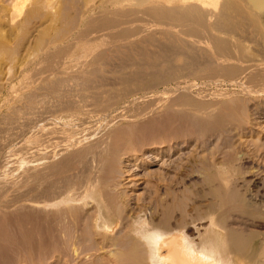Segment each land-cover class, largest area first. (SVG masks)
<instances>
[{
    "label": "rangeland",
    "instance_id": "obj_1",
    "mask_svg": "<svg viewBox=\"0 0 264 264\" xmlns=\"http://www.w3.org/2000/svg\"><path fill=\"white\" fill-rule=\"evenodd\" d=\"M2 1L3 2H1V0H0V4L2 3L1 7L4 4L3 7H5L7 5V9L9 8L8 10H10V11H8L6 8H3L4 10H7V11H5L7 14L5 12H3V13H5L4 15H6V16H3V15L0 16L1 17L0 18V24L1 25L3 24L2 27L0 25V28H1L0 30L4 31V35L2 33L3 31L2 32L0 31L1 32L0 33V36H1L0 37V45L2 44V46H3V44H4V46H5V47L3 46L4 51L2 49V46H0V142L3 143V144L0 143V147L2 149L1 144L5 145L4 142L6 141L7 147L6 148L3 147V150L5 149L4 151L7 152V154L10 155L11 158L13 157L12 159L10 158L11 160H9L7 162L8 163L6 165L7 167L4 166L5 170H3L4 167H3V169H1L3 175H4V173L7 174V172L9 171L7 174V177H6V175H4V176L1 175V176L3 178L5 177L6 179H8L12 182L14 181V183H15L14 184L15 186H13L14 188H12L11 191H9V194H11V195H9L8 197L11 198L13 195H15L17 193L19 194L20 191L23 192L22 190L26 189L27 186H29V188L30 187L34 188V185L36 187V185L39 184V182L36 183L37 180L31 181V183L29 182V183H27V185L25 184L26 186L23 185L22 186L23 189H22L21 184H20V183H22V181L19 182V180H21V178L23 179V177H22L23 173L19 172V171L24 172L25 170H23V169L32 167L31 165L33 163H34L33 166L34 165L37 166L38 164L42 165L45 162H47V159L45 157H43V155L47 156L50 154L49 151H47V150L50 149V152L52 153L53 151L57 150V147L59 149L64 147V146H68V148H70V147L76 148L77 143H79L77 145V148H78V146H80L81 144L84 145V143L85 144L88 143L87 145H90L91 143L94 144L97 141H98V143L100 142L99 145L98 144L92 145V146H95L93 148L91 146V148L96 149L95 151H97V152H95L94 150L92 151L91 148H89L88 149L89 151L87 150L89 155L86 153L85 155L82 156L83 158L82 157L79 158L80 160L81 159L83 161L85 160L84 162L82 160H81L82 161L81 162L79 159L71 158L72 157L71 156V157H69V159L71 158L73 161L75 160L76 163L74 161L72 164L71 163L72 160L70 159L71 161L69 160V162L71 163L72 167H71V165L68 166L70 164L69 163V164H67L66 167H61L59 169V171L56 172L54 175V178L57 179V182H58V180H61L60 183L58 182L59 187H61L60 185H62V183H61L62 179L61 178H63V180L65 181V179L66 178L68 179L69 176H71V175L74 177V178L68 179L70 184L69 183L68 184L63 183L61 188L65 189L64 185L66 188H68V186H70L68 192H71V195L76 197L77 200H75L76 201L75 203H78V205L80 207H83L84 211H83V209H81L83 212L82 214H84V212H86L84 215L81 216L80 219H82L81 225L84 226V222H85V226L84 227L82 226V227L84 229L85 234L88 233V235H85V236H87L86 239L90 238V236H91L90 239L93 238L91 240V243H90L92 245L89 246V247L92 246V248L90 251L83 252V253L81 251L75 252L74 253L75 255L73 254L74 258H73V255H71L69 260L68 259L66 260L64 258L59 259V260L56 259L55 261H53L52 263H49V264H75V263L76 264H108V263L109 264H113V263L114 264H132V263L125 261V260L123 262L116 261V259L113 256L108 254L107 250L109 248L107 247L108 246L107 244H109L111 242V240L115 238V235L116 236H119V235L123 236L125 231L135 232L133 229H139L141 227L142 223L137 222L136 219L138 216L143 217L144 215H146V217H147V215L152 216V218H154V221L152 220L153 221L152 224H155L159 227H162V226L164 228L165 227L166 228L167 227L172 228V226H173V228H176V227L180 228L181 227L185 230L186 233H188L192 236H195V238L194 237L193 238L196 240L197 239L199 240L200 233L203 232V229H204L203 227L209 223L211 217L224 218L223 220H225V221L223 222V220H222L220 224L222 226L227 225L226 226L227 227L226 233L225 234L219 233V236H217V241L220 242V244H223L226 241V239L229 238V234L234 233L237 235V237L244 236L246 238V241H247L246 242L247 248H248V246L250 247L249 249H247L249 251L246 250V254L248 252H250L247 254V257H244L239 252L229 253L230 255H228V257L230 260V264H255V263L256 264H258V263L264 264V60L262 61L263 57H262V59L260 57H257L258 59L260 58L261 61H260V59L256 60L257 59L256 58L254 60H248V61L244 62V63L255 64V66L257 65L256 68L254 67V69H252L250 71V73H249V74H251L250 78H249V76L244 75V73H241V74L237 73L238 76H236V75L231 76V79H229L230 76L226 78L227 75L225 73H221V72H220V74L222 76H219L220 74H218V76L216 77V73L215 74L212 73V71H210L209 68L201 69V71L195 70V72L191 73V70H188L187 68H185V66L182 64L183 62L180 59H175V61L172 62V66L174 63L173 67L175 68L176 67L175 65L178 64V66H181L179 68L180 69L182 68L181 69L182 72H180L181 70H179V72H178V70H176V74H178V75L175 74L174 77L173 76L171 77L173 79L175 78L174 81H173V79L171 80L170 77H169L170 80L168 81V79H164V80L161 78L158 79L159 76L153 75L154 73L149 68H147L148 63L153 62L154 59L150 56H147L146 54H147V52L154 50L156 47H154L155 45L152 46L150 43H146L147 44L146 46L144 44L143 47H141L142 46L141 45L140 49H139V50H141L140 53L143 52V55L141 54L142 57L144 56L143 58L141 56H139L140 57L139 58L136 54L135 55L136 59H135V57L131 56V55H134V53L129 55V56L124 55L123 58H120L121 59L120 62H119V60H120L119 58L113 59L111 57H109V58L107 57V62H108L107 64H106V60L104 62L105 64L102 63L103 65L102 64H98V65L95 64L97 70H98V66L101 65V66H99L100 70L97 71L99 74L96 73V71H94V72H92L93 74L92 73H90L91 75L89 74L90 76H92L91 79L88 78V76H89L88 75L86 79H84L85 77L82 78V79H84L83 81H81L82 79L79 80V78H77L78 81H81V83L83 82L85 84L82 85L81 83H79L78 81L75 80L76 78H73V79L71 78L68 82L64 81L65 82V83L63 82L64 85L62 83V85L59 86L60 83L53 84V83H50L51 80L46 83V82L41 80L43 77L46 76V74H48L50 72V70L47 72H44V73H42L43 71L40 72L42 69L44 70L43 67H45V66H42L43 63H41V61H38V60L31 63V61H33V59L32 60H29V59H31L33 57L26 55V53L29 54L32 51L31 50L32 48H30V47H32L31 42H33V41H31L30 44H26V46H25L26 48L23 46V44L27 39L26 36H28L32 31L35 30L33 28L41 27V25H43L45 29L47 28L46 29L47 33H46V38H45L46 41L56 39L71 24L73 26V24L75 25L78 22L79 16H77V15H79L80 11L82 10L83 0H82V2H81V0H50V2H49V0H46L48 3L46 1H45L46 3H44L43 2L44 0H38V2L40 1L39 3L37 2V0H2ZM43 3L45 4V6L43 5ZM51 4L57 8H54V7L49 8L48 6ZM37 5H39L38 7H40V8L36 7ZM76 5H77V7H76ZM15 6H17V7L15 8ZM46 6H47V8H46ZM1 7H0V11L3 10ZM45 8L48 10L46 11ZM60 10H61V12H60ZM124 10H125L124 12H127L126 7ZM44 11H46V12H44ZM49 11H50L52 16L49 14ZM57 11H58V13H57ZM62 11H63V13H62ZM124 12L120 13L121 14L119 16L120 18L122 17ZM130 12H128V14L127 13L124 14L126 16H123L124 18L131 16L130 18H125L128 21V23H130V21H131L130 24L127 23L128 25H134V24L136 25L137 23L138 24L146 23V24L150 25V24L158 23L157 20L154 19V17H152L150 19V17H151L150 15H147V14H144V13H141L138 11H135V12L133 11L136 14L135 15L134 13H132V11H130ZM3 13H1V14H3ZM45 13H48V14H45ZM143 14L147 18H145L143 16ZM46 15H48V17L50 16L49 17L50 19ZM53 15H55V16H53ZM56 16L59 19H57ZM132 16H134L136 19ZM138 16H139V18H138ZM140 16H142V17H140ZM43 17H44V19H43ZM51 17L52 18L55 17L56 19L55 18L51 19ZM131 18L134 20H132ZM143 18H144V21H143ZM121 19H123V18H121ZM139 19H142V20L140 21ZM40 21L41 22L43 21V22L41 23ZM49 21H50V23H49ZM69 22H70V24H69ZM9 23H10V26H9ZM47 25L49 27H47ZM11 26H12V28H16V29H12L13 32L10 29ZM48 28H49V30H48ZM59 32H61V33L59 34ZM23 34H24L25 40L23 39L24 38ZM6 37L8 40L6 39ZM165 37L166 36H164V37L160 36L158 38V40H161L162 42H164L165 40H167L166 39L167 37L166 38ZM18 46H19V48H18ZM16 47L18 49H16ZM148 48H150V49H148ZM1 49L3 51L2 54H1V52H2ZM143 49H144V51H143ZM13 50H15L16 52ZM24 51L25 52L27 51V52L25 53ZM199 53L200 52H198V57H196V58H198V61H197V59H195L196 62H199L203 59V58H201L202 54L200 53L201 54V56H200ZM11 56H12V58H11ZM66 56L67 57L70 56L71 58H68L69 61L67 60L68 61L67 63L61 62V67H58V69H57L58 72L60 71V69H65V71L71 72L72 70H74L76 68L78 69V67L81 66V62H80V66H79V61H73L74 59L77 58L76 54H75V57H72V56H74V54H69ZM67 57H65V58H67ZM130 57H132V58H130ZM16 58H17V60H16ZM70 59L72 61H70ZM12 60H13V62H12ZM19 61H20V63H19ZM131 61L133 63L138 61L137 63L139 65V67L134 66L133 63L131 64L130 63ZM109 62H111V63H109ZM62 63H63V65H62ZM115 63H117V64H115ZM59 64L60 63H58L53 68L54 70L51 69L53 71V73H56L55 71H57V70H55V69L57 66H59ZM127 64H131V66L127 65ZM179 64H181V65H179ZM14 65H16V66H14ZM72 65L74 66V69H73ZM118 65H120V67ZM129 66L131 67V69ZM258 66L262 69H260ZM92 67H93V65H92ZM125 67H129V68H125ZM134 67H135L136 72H138L137 73L138 76H140V77H138L139 79L138 78L134 79L135 77H133L134 75L136 76V74H135L136 72L134 73V71H133ZM101 68H102V70H101ZM116 68L118 70L120 69V71L122 73L120 71H118V73H117ZM124 69H125V71L128 69V73L124 72ZM175 69H177V68H175ZM206 70H208V71H206ZM44 71H46V70H44ZM63 71L64 70H62L61 75H64ZM257 71H259L261 74H263V76L261 75V77H260L259 72L256 73ZM123 72H124V74H123ZM129 72H131V73H129ZM183 72L186 73V76ZM204 72H205V74H203ZM206 72H208L209 75ZM60 73L61 72H59V75H60ZM139 73H140V75H139ZM151 73H153V74L151 75ZM180 73H183V74L181 75ZM187 74H189V75H187ZM212 74H214L213 77H212ZM252 74H256L255 76H257V78L255 76H253L255 80L253 79ZM121 75H123V78H122L123 80L121 79V77H122ZM180 75L181 76L184 75V77H181ZM239 75H241V76H239ZM108 76L110 79L108 78ZM128 76H129L130 80L127 79ZM178 76H180L181 78H185L184 81L180 77L178 79ZM233 77H235V78L233 79ZM236 77H238V78H236ZM240 77H242V78H240ZM6 78H8V79H6ZM124 78L127 80H124ZM87 79L91 80L92 83L90 81H88ZM74 80L76 82H74ZM120 80H121V82H120ZM175 80L177 83L175 82ZM177 80H179V81H177ZM185 80H186V83H184ZM178 82L180 84H178ZM43 83H44V85H43ZM73 83H74V86L71 85ZM77 83H79V84H77ZM187 83H189L188 87H185V86H187ZM47 84H48V86L50 84H53V85L48 87ZM177 84L180 85L181 87H183V85H184V87L181 88L180 86H177ZM191 84L193 85V87ZM40 85L43 86V88ZM93 85H94V87H92ZM175 85L178 88L175 89V87H174ZM39 87H41V88H39ZM61 88L62 89L65 88V90H67V91H65L64 89L62 90ZM189 88H192V90L190 91ZM29 89L32 90L31 92L35 94L34 95L35 96L34 101L36 102L35 104H30L28 99L25 98L26 93L28 91H30ZM53 89H55L56 92ZM170 89L173 90L174 98H176L174 100L178 101V102L175 101L176 103L175 102L172 103V106L170 105L171 107H169V104H171L170 99L165 96L166 95L165 93H163L164 91H168ZM179 90H181V91H179ZM185 91L186 92L188 91L187 93L191 94V95H188L187 93L183 94V92H185ZM60 92H61V94H59ZM195 92H196V94H194V96H193L192 94ZM55 93H56V95H55ZM78 93H80V95ZM161 93H163L162 98H160L162 96ZM180 93H181V95H180ZM36 94L39 96L41 95V97H42V94H45V95L47 94L48 96L46 95L45 96L46 98L42 97L44 100H46L45 102H47V103H45L44 100H41L42 98L40 97L41 98L40 99L39 96H37L38 98H36ZM62 94L65 96H62ZM58 95H60V96H58ZM89 95H93V96H91L92 98ZM183 95H184L183 99H185V102L182 101L183 99L181 98V96H183ZM195 95H196V97H195ZM213 95L214 96L217 95L216 97L218 99H216V97H213ZM83 96H84V98H83ZM187 96H188V98H187ZM94 97H96V98H94ZM155 97H157V98H155ZM212 97L215 99L213 100ZM135 98H137V99H135ZM138 98H140V99H138ZM178 98H180V99H178ZM67 99H69V100H67ZM233 99L236 102H233ZM40 100H41V102H43V104L40 102ZM61 100H63V102H61ZM65 100H66V102H69V101L71 102L73 100V102H71L72 104L70 103V105H71V107H72V105L74 106L73 108H74L76 115L78 117L74 114V111L72 110L71 107H70L71 109L68 107L67 110H65V107H64L63 108L64 110L61 109L62 111L59 109L60 103L64 104ZM133 100H134V102H132ZM153 100H154L155 104L152 103ZM180 100H181V102H180ZM222 100H223V102H226V100H228V103L230 105L228 106V103L226 102L227 105H225V106H227V107H225ZM77 101H80V102H77ZM90 101H91V103H90ZM148 101H151V103ZM229 101H231V103ZM37 102H38V104H40V106H38ZM75 102H77V103H75ZM103 102L105 103V106H104ZM51 103H53L55 105H59V106L55 107V105H54V107H53V104H52L53 109H51V108L46 109L47 112H45L46 110L44 111V109L47 108L48 105L51 107ZM134 103H136V104H134ZM177 103H179V104H177ZM45 104H48V105L45 106ZM76 104L78 106H76ZM107 104H109V105H107ZM126 104H127V106H126ZM25 105H27L29 107L27 108ZM79 105H81V106H79ZM84 105H85V107H84ZM44 106H45V108H44ZM231 106H234V107L231 109ZM228 107H230L231 111L232 110L233 111L232 112L229 111ZM238 107L240 109L242 108L243 112H245V113H241V111L239 110ZM20 108H22L23 110ZM41 108H43V109H41ZM117 108H120V109H117ZM143 108H144L143 111L145 113L144 114L145 117H144V115L141 116L140 118H139V116H137V117L130 116L132 114L139 113V110H141L140 112H142ZM208 108L210 111L208 110ZM234 108H235V112H234ZM237 108H238V110H237ZM33 109L34 110L36 109L35 112L38 114L41 111L39 116L35 112H34V114H33V112H31V111H34ZM55 109L57 111H55ZM76 109L78 110V112ZM79 109H81V110H79ZM150 109H152V110L150 111ZM244 109H245V111H244ZM49 110H50V112H53V111H54V113L56 112V114L52 113L49 115V113H50ZM58 110L60 112H58ZM117 110H119L117 113L120 112V114H116ZM145 110H147V111H145ZM226 110H228L231 113V115H229L230 113L227 112ZM13 111H15V112H13ZM27 111H29L28 116H26L27 114H25ZM72 111H73V113H72ZM206 111H208L210 113H207ZM219 111H220L221 115H220V113H218ZM222 111H224V113ZM225 111L227 112V114L229 113L228 114L229 117L226 116ZM18 112H21L22 114H20V113L18 114ZM57 112H58V114H57ZM30 113H32V114H30ZM59 113H61V114H59ZM234 113H235V115H234ZM47 114H48V116H47ZM223 114H225V117ZM236 114L242 115V116H244V118L242 116H237ZM34 115H36V116H34ZM73 115L75 117H73ZM117 115H118V117H117ZM196 115H198V116H196ZM203 115H204V117H203ZM209 116H211V117H209ZM219 116L220 117L222 116L224 119L227 118L226 120L229 122L226 121V123H225V120L223 122L222 117H221L220 120H221V122H223L222 124L220 123L221 128L219 127L220 129H218V127H217L215 129V127L219 125L218 124L219 120L216 119ZM232 116H233V119L235 121L233 119H231ZM234 117H237V120ZM39 118H40V120H39ZM193 118H194V120H193ZM195 118H197V119H195ZM228 118H230V120ZM242 118L245 120V122H243V120H241ZM198 119L200 120L199 122L203 121V122H201V125L199 124ZM214 119H216V121L218 120V123L215 122ZM238 119L240 122H237L235 124L230 123L231 121L236 122V121H238ZM58 120H59V122H58ZM164 120H166V121H164ZM207 120L209 123L210 122L216 123V125H215V123H213L214 124V127H213L214 130L212 129L211 123H210V127H211L210 133L207 130L208 129L207 127L209 126V123L207 124V122H206ZM204 121L206 123H204ZM43 122H45V123H43ZM73 122H74V125H73ZM83 122H85V123H83ZM224 123H225V125H223ZM241 123H243V124H241ZM42 124L43 125L45 124L44 125L45 127ZM205 124L207 127L205 126ZM222 125L224 127H222ZM228 125H229V128L226 127ZM240 125H241V128H240ZM234 127H236V128H234ZM121 128H122V130H121ZM205 128H207L206 129L207 131L205 130ZM224 128H226V129H224ZM227 128H228V131H227V135H226ZM232 128L235 130L232 131L233 130ZM230 129H232L231 130L232 132H229ZM165 131H167V132H165ZM218 131H219V133H218ZM42 132H44V133H42ZM104 132H105V134H104ZM116 132H118V133H116ZM159 132H161V133H159ZM163 132H165V133H163ZM199 132L201 135L198 134ZM206 132H207V134H206ZM208 133H209V135L212 136L211 139H210V136L208 135ZM221 133H222V135H221ZM204 134H206V136ZM80 135L82 137L84 136L83 140H80V139H82ZM90 135L93 138L90 137ZM103 135H104V137H98V136H103ZM170 135L172 137H174V135L178 136L177 138L174 137L172 139V141L174 140L173 142L171 141L173 143L171 150L175 149L174 151L173 150L171 151L170 149H167V150L165 149L167 152L165 151V153H161V152L159 153V152H157V150H155L158 153V154L157 153L155 154L154 150L142 148L141 151H138L139 153H136L135 155L133 154L132 156L128 155V154H124V155L122 154L120 156H117L121 152H123L122 151L123 149H125L124 144L127 145V147H128V145H131V146H129V148H132V147H134L132 143L134 141L138 140L139 138L145 139V141H149L151 139L160 140V139H164V137H170ZM138 136H139V138H138ZM6 137L8 139L10 138L9 143H8V140H6L7 139ZM51 137H52V139H51ZM86 137H88V139ZM196 137H197V139H196ZM74 138L78 139V140H75ZM101 138H104V139H101ZM89 139L90 140L95 139L97 141L93 142L94 140L93 141L91 140V143H89V141H90ZM99 139H101V141ZM45 140H49V141H45ZM72 140H73L74 144L72 143ZM102 140H104L106 142H104V141L102 142ZM67 141H69L68 144L66 143ZM84 141H86L87 143ZM113 141L116 143H119V145L121 144L120 146H117L118 144H116L117 150H118L117 153H116L117 150L115 149L116 146H115V143ZM122 141L126 142L123 144L124 148L121 147L122 143H123ZM175 141H178V142L180 141V142L176 143ZM51 142H54V144ZM75 142H77V143H75ZM101 142L103 145L101 144ZM108 142L110 145L108 144ZM49 144L51 145V148H50V146H48ZM55 144L59 145V146L56 147ZM61 144H62V146H60ZM112 144L115 146V147L113 146L114 147L113 150H115V153H114L115 157H113L114 154L111 152V149L113 148ZM52 146L56 147L55 150H53L54 147H52ZM96 147L99 148V150ZM72 148L68 149L67 151L71 152L72 150H74ZM101 148H103L104 150ZM105 148H106V150H105ZM10 150L12 152H10ZM67 151H65V152L60 151L61 153H63L64 156L61 155L59 151H57L58 156L56 154L55 156H57V157H55V158H57L59 160L62 159V158H60V155H61V157L63 156V158L66 157L67 154H69V153L66 154ZM104 151L109 152V153L107 152V155L108 154L110 155L112 153L113 154L112 158H115V159L114 160L111 159V157L107 156L104 153ZM47 152H48V154H47ZM174 152H175V154H174ZM97 153L99 154V157L102 160L108 159V162H106L107 160H105V163H104V161H101L100 158H99L100 161H98L99 159H97L98 158ZM102 154H104V155H102ZM86 155H88V156L86 157ZM158 155H160V156H158ZM92 156L94 158L95 157H97V158L94 159ZM155 156H156V158H154ZM41 157L44 161L41 159ZM119 157H120V159H118ZM129 157H131V158H129ZM116 158L118 160H116ZM77 160H78V162H77ZM91 160L93 163L92 162L90 163ZM115 160H116V162H112ZM109 161L112 163V164L110 163V165H109L110 167L108 166L111 169L105 168L106 167L105 165H107L106 163H109ZM118 161L120 163H118ZM80 163H82V164H80ZM10 164H13L16 167H14L13 165H10ZM83 164H85V165H83ZM117 164H119V166ZM94 165H95V167H94ZM102 165H103V167H102ZM10 166H12V167H10ZM20 166H22V167H20ZM112 166H117L118 168L112 167ZM176 166H178L177 168H180L179 170H181V171H179L177 168H175ZM184 166H185V168H184ZM119 167H121V168H119ZM66 168H69V169H66ZM103 168L107 169L106 171L108 173L102 172L101 170L105 171V169H103ZM112 168H114V169H112ZM12 169H14V170H12ZM79 169H81V171ZM120 169H121V173L122 174L124 173V175L119 174ZM175 169H176V171H175ZM108 170H110V172L113 170V172L111 173L112 175L110 174V172ZM129 170H131V171H129ZM177 170L180 172L181 175L178 174ZM116 172L118 175L116 174ZM182 172H183V174H182ZM9 173H11L12 176ZM19 173H21L20 174L21 178L19 177ZM95 174H96V176H95ZM108 174H110L109 177L107 176ZM74 175H76V177ZM113 175L115 177H113ZM9 176H11V178ZM77 176H79L81 179L79 178L76 181ZM92 176L94 177V179L91 178ZM181 176H182V178H181ZM12 177H14V178H12ZM116 177H118V178L115 179ZM119 177H121L122 179ZM67 179H66V182H68ZM70 179H74V180H71V182H70ZM106 179L107 180L113 179V181L115 183H117V184H115V187H113L115 189L111 188V189H113L114 192H112V190H109L110 186H107L108 184H106L107 183ZM82 180H84V181H82ZM102 180H104V181H102ZM17 181L20 184V186H18L19 184L17 185ZM72 181H74L73 184H72ZM91 181H94V182H91ZM110 181H112V180H109L108 182L110 183ZM118 181L120 182V186L118 185L119 184ZM79 182H80V184L78 185V190H77V183H79ZM81 182H82V184H81ZM223 182L226 183L228 186L230 184V186H232V188L234 186L235 188H233L232 191L230 190V192H233V193L237 192L239 195L237 193H235V194L237 195L238 198L241 197L240 198L241 200L240 199L238 200L237 198H235L236 195H234V194H233L234 197L229 196L230 197V199H228L229 201L225 202V203H222V201H220L217 197H215L211 190L215 186H220V184H222ZM97 184H99V185H97ZM71 185H74L73 186L74 189L71 188L72 187ZM103 185H106L107 187L103 186ZM116 185H118V186H116ZM24 186H25V188H24ZM75 186H76V188H75ZM15 187H16L17 193L15 192L16 190H14ZM18 187H20L21 189H17ZM72 189H73V191H72ZM103 189L104 190L106 189V191H104V193H103ZM89 191L91 193H93L94 195L93 194L91 195L89 193ZM177 191H179V192H177ZM105 192H108L111 195L115 193V196H116V192L118 193V195L116 196L117 200L120 198L121 201H123V202H121L120 200H118V204H119V201L122 203V205H121V203L119 205V207L122 208V209H120L122 211V214H120L121 213L120 212L119 216H117V218L114 216V218L112 217L111 219H109V221H111V223H110L111 227L109 226L110 227L109 231L104 233V234L107 233L106 237L104 238V241L106 240V243H107L106 244L107 250L105 248L101 249V250H96L94 247L98 246V244H99V246H101L102 244L105 246V242L101 241L102 238L101 237L99 238V235L98 236L94 235L96 233L94 232L93 227H92V225H93L92 223L95 221L94 219H96V214L98 215L99 210L101 209L102 212H105V209L103 206H106V204L108 202V198H109L108 196L110 195V194L105 193ZM126 192H127V194H126ZM173 192H175V193H173ZM205 192L206 193L209 192V193L206 194ZM222 192L224 193L225 189H224V191L222 190ZM230 192H229V195H230ZM159 193H160V196L163 198V200L165 197L164 202L168 201V197H169V196L167 197L165 195H168V194H170V195L174 194L175 195V194L179 193L181 196V197L179 196L180 199L182 198L181 202H184V203L178 205L177 207L174 206V207L168 209L167 219L166 220H160L161 224L165 223L162 225L160 223L159 224L155 223L157 221L159 222V219L165 215V213H164L165 210L163 208L164 206H161V204L154 203L155 199H158V200L160 199L159 202L160 201L163 202V200H161V197L158 196ZM161 193H162V195H161ZM106 195L108 198L106 197ZM184 196H185V199H184ZM197 196H198V198H197ZM156 197H158V198H156ZM232 197L234 199H232ZM136 198H138V199H136ZM128 199H130V200H128ZM245 201L248 203V205L246 204ZM86 202H87V204H86ZM102 202L104 205L102 204ZM213 202H215L214 203L215 206H213L214 207L213 210H215L214 211L215 213L212 214L210 217L208 215L209 211H207V213H206V210H209V209H207L208 207H206V206L213 204ZM128 203H129V205H128ZM137 209H138V211H137ZM91 213L93 216L91 215ZM189 214H191V215H189ZM254 214H257V215H254ZM121 215L122 216L125 215L127 217L126 218L124 216L126 218V220L124 219V217L122 218ZM119 217L121 218L122 221H124L123 223L120 220L118 221V219H120ZM147 221L151 222V220H147ZM38 222H39V219L36 217L35 222L33 220L32 224H30L29 222L28 223L25 222L23 224V226L25 227V228L23 227L24 230L29 226L32 229V232H34L32 235L35 234L34 238L33 237L31 239L28 238L29 241H27V240L24 241V237H23V244L24 243L26 244V246H23V248L21 247V242H20V239L22 236V234L20 232H21L22 228H20L19 226H18V228H14L15 226L14 227L12 226V228L7 227L8 233H10L11 235L14 233L13 235L17 236L18 239L20 237L19 241H16L17 243L13 242L14 244L11 243L13 245L8 246V250L10 249L9 253H13V255H14L15 251H17L16 252L17 254L14 255L15 257H17L18 254H23V255L25 254V255H27L26 258L28 257V259L31 256L32 257L35 256L34 252L31 253L27 246L30 247L31 244L32 245L34 244V246L37 247L42 242L41 238L39 236L40 234L38 232V228L36 226V225H38ZM183 222L185 224H183ZM125 223H127V224H125ZM199 223H201V224H199ZM90 224H92V225H90ZM188 224H190V225H188ZM118 225H121L122 228L123 227L125 228V230L123 228L124 232L119 231L122 228H118ZM193 225H195V227ZM191 226H193V227H191ZM86 227L91 229V230L88 229L90 232V235H89L88 230H86L87 229ZM216 227H217V229H219L218 226H216ZM228 227H229V229H228ZM9 229L11 231H9ZM17 229L18 230L20 229V230L18 231ZM34 229H35V231H34ZM16 230H17V232H15ZM197 230L199 231V233ZM116 231H118L120 233H117ZM18 232H19V235L21 234L20 236L18 235ZM133 232H132V236L134 235ZM191 233H194V234H191ZM238 234H239V236H238ZM241 234H243V235H241ZM135 235H138V234L135 232ZM135 235H134V237H135ZM208 235H210V234H208ZM23 236H24V232H23ZM109 238H111V239H109ZM135 238H137V240H139L138 236H136ZM96 240H97V243H96ZM223 240H224V242H223ZM33 241H35L37 246L35 245V243ZM87 241H86V243H87ZM100 241H101V245H100ZM30 242H32V243H30ZM88 242H90V241H88ZM139 244L140 245L143 244L141 240H139ZM88 245H89V243H88ZM10 247H12V248H10ZM26 247H27L28 251H27ZM11 249H13V250H11ZM14 249H15V251H14ZM23 249H25L28 253L26 251H24ZM76 253H78V254H76ZM91 253H92V255H91ZM253 254H255V256ZM83 256H85L84 258L87 257V259H84ZM256 257H258V259ZM63 260H64V262H63ZM71 261H72V263H71Z\"/></svg>",
    "mask_w": 264,
    "mask_h": 264
},
{
    "label": "bare ground",
    "instance_id": "obj_2",
    "mask_svg": "<svg viewBox=\"0 0 264 264\" xmlns=\"http://www.w3.org/2000/svg\"><path fill=\"white\" fill-rule=\"evenodd\" d=\"M46 0H44L43 2H45ZM1 2H3L1 0ZM38 2V0H37ZM36 2V3H37ZM40 2V1H39ZM38 2V3H39ZM50 2V0H49ZM52 2V1H51ZM82 2V0H81ZM43 3V5L45 6V4ZM48 3V2H47ZM2 4V3H1ZM1 4H0V7H1ZM34 5V4H33ZM47 5V4H46ZM55 5V4H54ZM57 5V4H56ZM4 6V4H3ZM1 7L2 9L3 8H6L7 9V5L5 7ZM39 5H37L36 7H38ZM17 6H15L16 8ZM49 8H53L54 6L51 4L48 6ZM77 7V5H76ZM125 7L127 8V12H124L125 10ZM12 8V7H11ZM40 8V7H38ZM47 8V6H46ZM45 8V9H46ZM54 8H57V7H54ZM9 9V8H8ZM7 9V10H8ZM43 9V8H42ZM60 9V8H59ZM7 10H1L0 11V16L3 15V16H6L4 15L7 11ZM48 9H46L47 11ZM57 10V9H56ZM80 10V9H79ZM123 10V11H122ZM10 11V10H8ZM44 11V12H46ZM132 11V13H134L135 11H138V12H141V13H144V14H147V15H150V19L152 17H154V19L157 20L158 23H155V24H146V23H143V24H134V25H128L131 23H128V21L125 19V18H130V17H123V16H126L124 14H128V12ZM134 11V12H133ZM5 12V13H3ZM61 12V10H60ZM123 13L122 17L123 19H121L119 16L121 15L120 13ZM3 13V14H1ZM58 13V11H57ZM63 13V11H62ZM131 13V12H130ZM129 13V14H130ZM137 13V12H136ZM7 14V13H6ZM9 14V13H8ZM45 14H48V13H45ZM49 14L51 15L50 11H49ZM53 14V13H52ZM79 14V13H78ZM135 14V13H134ZM133 14V15H134ZM143 14V16L145 18H147L145 15ZM60 15V14H59ZM74 15V14H73ZM131 15V14H130ZM136 15V14H135ZM48 17V15H46ZM52 16V15H51ZM55 16V15H53ZM58 16V15H57ZM56 16V18H57ZM79 16V20L78 22L73 26L72 24L64 31V32H59V36L54 39V40H48L46 41V29L44 28L43 25H41V27H36V28H33L35 29L34 31H32L27 37L26 41L24 42L23 46L25 47L26 44H30L31 41V46L30 48H32L31 52L28 54L26 53V55H29V56H32L33 58L29 59V60H32V62L38 60V61H41L42 66H45L43 67V69L40 71L42 73L44 72H47L50 70V72L48 74H46L45 77H43L41 80L44 81V82H49L50 80V83H53V84H58L60 83L59 86L62 85V83L64 81H69L71 78H76L75 80L78 81L77 78L82 79H86L87 76L96 71V73H98L97 71L100 70L99 65L98 66V70L96 69V66L95 64H105V60H106V64L108 63L107 62V57H111L113 59L115 58H123L124 55H131L134 53V55H131L133 57H135V55L137 54V56H141V54L143 55V52L140 53L141 50L140 49V46L143 47V45L145 44V46L147 45L146 43H150L152 46L156 47L154 50H151L150 52H147V56H150L154 59L153 62L151 63H148L147 65V68H149L153 73H151V75H157L159 76L158 79H168V81L170 80V78L176 74V70H181L179 67L181 66H178V64H176L175 69L173 66H174V63H173V66H172V62L175 61V59H180L183 63V65L185 66V68H187L188 70H191V73L195 72V70H200L201 69H204V68H209L210 71H212V73H216V77L218 76V74L221 73H225L227 77L230 76L229 79H231V76H238L237 73H244V75H247L249 76L250 78V71L252 69H254V67L256 68L255 64H250V63H244L245 61H248V60H254L256 59L257 57H260L262 59V61L264 60V0H83V7H82V10L80 11V14L77 15ZM76 16V17H77ZM128 16V15H127ZM50 17V16H49ZM48 17V18H49ZM62 17V16H61ZM134 17V16H132ZM142 17V16H140ZM1 18V17H0ZM5 18V17H4ZM55 17H51V19H54ZM55 18V19H56ZM135 18V17H134ZM139 18V16H138ZM44 19V17H43ZM46 19V18H45ZM50 19V18H49ZM59 19V18H57ZM71 19V18H70ZM125 19V20H124ZM132 19V18H131ZM136 19V18H135ZM4 20V19H3ZM72 20V19H71ZM134 20V19H132ZM140 21L142 19H139ZM153 20V19H152ZM5 21V20H4ZM7 21V20H6ZM9 21V20H8ZM77 21V20H76ZM143 21H144V18H143ZM41 22V21H40ZM43 22V21H42ZM41 22V23H42ZM48 22V21H47ZM46 22V23H47ZM7 23V22H6ZM50 23V21H49ZM73 23V22H72ZM75 23V22H74ZM128 23V24H127ZM70 24V22H69ZM1 25V24H0ZM3 25V24H2ZM1 25V27H2ZM7 25V24H6ZM5 25V26H6ZM68 25V24H67ZM66 25V26H67ZM9 26H10V23H9ZM40 26V25H39ZM72 26V27H71ZM46 27V26H45ZM47 27H49L47 25ZM6 28V27H5ZM1 29V28H0ZM11 31L12 29H16V28H12V26L10 27ZM9 29V30H10ZM29 30V29H28ZM49 30V28H48ZM1 32L3 30H0ZM8 31V30H7ZM10 31V32H11ZM31 31V30H30ZM0 32V33H1ZM6 32V31H5ZM9 32V31H8ZM13 32V31H12ZM3 35H4V31L2 32ZM24 33V32H23ZM29 33V32H28ZM27 33V34H28ZM48 36V35H47ZM57 36V35H56ZM164 37L166 36L165 38L167 40H163L164 42H162L161 40H158L159 37ZM1 37V36H0ZM4 37V36H3ZM23 37H24V34H23ZM50 38V37H49ZM3 39V38H2ZM5 39V38H4ZM7 39V37H6ZM25 40V37L23 38ZM22 39V40H23ZM53 39V38H52ZM8 40V39H7ZM3 42V41H2ZM5 43V42H4ZM8 43V42H7ZM22 43V42H21ZM20 43V44H21ZM251 43V44H250ZM6 45V44H5ZM2 46V44L0 45ZM4 46V44H3ZM2 46V49L4 51V47ZM20 46V45H19ZM18 46V48H19ZM29 46V45H28ZM144 46V47H145ZM16 47V49H18ZM26 48V47H25ZM29 48V49H30ZM1 49V51H2ZM150 49V48H148ZM3 51L1 52V54L3 53ZM15 51V50H13ZM144 51V49H143ZM148 51V50H147ZM16 52V51H15ZM198 52H200L202 54L199 53V55L201 56V58H203L201 61L199 62H196L195 59H197L198 61ZM13 53V52H12ZM74 54V56L72 57H75V54L77 56L76 59H74L73 61H79V66H80V62H81V66L78 67V69H74V66L72 65L73 69L71 72H67L65 71V69H60L59 72L60 75H59V72H58V67H61V62L63 63H67L69 60L68 58H71L70 56L67 57L66 55H69V54ZM146 53V52H145ZM197 54V55H196ZM25 55V56H26ZM10 56V55H9ZM13 56V55H12ZM11 56V58H12ZM199 56V57H200ZM22 57V56H21ZM67 57V58H65ZM142 57V56H141ZM144 57V56H143ZM142 57V58H143ZM146 57V56H145ZM10 58V57H9ZM24 58V57H23ZM110 58V59H111ZM132 58V57H130ZM140 58V57H139ZM141 58V59H142ZM200 58V59H201ZM259 58V59H260ZM109 59V60H110ZM112 59V60H113ZM136 59V57H135ZM145 59V58H144ZM258 58L256 60H259ZM260 59V61H261ZM14 60V59H13ZM12 60V62H13ZM17 60V58H16ZM63 60V61H62ZM68 60V61H67ZM117 60V59H116ZM195 60V61H194ZM70 61H72L70 59ZM121 61V59L119 60V62ZM125 61V60H124ZM138 62V61H137ZM137 62H130L131 64L133 63L134 66L136 67H139L138 63ZM146 62V61H145ZM20 63V61H19ZM24 63V62H23ZM58 63L59 66L56 67L55 71L56 73H53V71L51 69H53ZM62 63V65H63ZM78 63V62H77ZM111 63V62H109ZM129 63V62H128ZM15 64V63H14ZM102 64V65H103ZM117 64V63H115ZM131 64H127V65H130ZM145 64V63H144ZM93 65V67H92ZM112 65V64H111ZM125 65V64H124ZM126 65V66H127ZM132 65V66H133ZM181 65V64H179ZM16 66V65H14ZM120 67V65H118ZM129 66V67H130ZM68 67V66H67ZM66 67V68H67ZM70 67V66H69ZM77 67V66H76ZM103 67V66H102ZM118 67V68H119ZM129 67H125V68H129ZM142 67V66H141ZM259 67V66H258ZM42 68V67H41ZM71 68V67H70ZM144 68V67H143ZM142 68V69H143ZM260 68V67H259ZM112 69V68H111ZM117 69V68H116ZM115 69V70H116ZM122 69V68H121ZM131 69V67H130ZM145 69V68H144ZM208 69V70H209ZM262 69V68H260ZM54 70V69H53ZM62 70H64L63 74L64 75H61L62 74ZM68 70V69H67ZM102 70V68H101ZM113 70V69H112ZM187 70V71H188ZM193 70V71H192ZM206 70V71H208ZM52 71V72H51ZM114 71V70H113ZM118 71H120V69L118 70L117 69V73ZM132 71V70H131ZM134 73L136 72L135 70V67H134ZM145 71V70H144ZM150 71V72H151ZM199 71V72H200ZM102 72V71H101ZM100 72V73H101ZM109 72V71H108ZM111 72V71H110ZM121 72V71H120ZM124 72L128 73V69L125 71L124 69ZM123 72V74H124ZM182 72V70L180 71ZM259 71H257L256 73H258ZM3 73V72H2ZM122 73V72H121ZM131 73V72H129ZM133 73V72H132ZM138 72H136V76L134 75L133 77H135L134 79L140 77L138 76L137 74ZM184 73V72H183ZM183 73H180L181 75ZM188 73V72H187ZM208 74V72H206ZM93 74V73H92ZM95 74V73H94ZM99 74V73H98ZM97 74V75H98ZM102 74V73H101ZM100 74V75H101ZM185 76H186V73H184ZM205 74V72L203 73ZM214 74H212V77L214 76ZM224 74V75H225ZM259 76L261 77V75L263 76V74H261L259 72ZM2 75V74H1ZM41 75V74H40ZM91 75V74H90ZM89 75V76H90ZM99 75V76H100ZM127 75V74H126ZM129 75V74H128ZM140 75V73H139ZM143 75V74H142ZM148 75V74H147ZM178 75V74H176ZM180 75V76H181ZM189 75V74H187ZM199 75V74H198ZM209 75V74H208ZM211 75V74H210ZM256 74H252V77L255 76ZM24 76V75H23ZM88 78L91 79L92 76H90ZM121 79L123 78V75H121ZM178 76V79L179 77ZM204 76V75H203ZM219 76H222L221 74ZM241 76V75H239ZM243 76V75H242ZM111 77V76H110ZM118 77V76H117ZM132 77V76H131ZM132 77V78H133ZM145 77V76H144ZM170 77V78H169ZM176 77V76H175ZM181 77H184L181 76ZM180 77V78H181ZM224 77V76H223ZM222 77V78H223ZM257 78V76H255ZM104 78V77H103ZM102 78V79H103ZM107 78V77H106ZM109 78V76H108ZM177 78V77H176ZM188 78V77H187ZM235 77H233L234 79ZM238 78V77H236ZM242 78V77H240ZM244 78V77H243ZM8 79V78H6ZM84 79H82L81 81H83ZM94 79V78H93ZM110 79V78H109ZM129 76H128V78ZM124 78V80H127ZM139 79V78H138ZM173 78H171L172 80ZM175 79V78H174ZM173 79V81H174ZM184 79L185 78H181ZM254 79V77H253ZM74 80V82H76ZM88 80V79H87ZM123 80V79H122ZM128 80V81H129ZM215 80V79H214ZM250 80V79H249ZM255 80V79H254ZM61 81V82H60ZM81 81H78L79 83H81ZM86 81V80H85ZM91 82V80H88ZM87 81V82H88ZM98 81V80H97ZM96 81V82H97ZM107 81V80H106ZM110 81V80H109ZM117 81V80H116ZM132 81V80H131ZM145 81V80H144ZM179 81V80H177ZM89 82V83H90ZM95 82V83H96ZM121 82V80H120ZM119 82V83H120ZM176 82V80H175ZM174 82V83H175ZM190 82V81H189ZM30 83V82H29ZM65 83V82H64ZM63 83V85H64ZM77 83V84H79ZM92 83V82H91ZM90 83V84H91ZM158 83V82H157ZM165 83V82H164ZM177 83V82H176ZM182 83V82H181ZM186 83V80L185 82ZM191 83V82H190ZM49 84V83H48ZM47 84V86H48ZM53 84H50L49 86L53 85ZM82 85L85 84V83H81ZM153 84V83H152ZM178 84H180L178 82ZM177 86H180L178 85ZM188 84L187 83V86L185 87H188ZM44 85V83H43ZM69 85V84H68ZM67 85V86H68ZM72 86H74V83L71 84ZM150 85V84H149ZM155 85V84H154ZM186 85V84H185ZM192 85V84H191ZM41 86V85H40ZM48 86V87H49ZM56 86V85H55ZM70 86V85H69ZM91 86V85H90ZM114 86V85H113ZM35 87V86H34ZM43 88V86H41ZM39 87V88H41ZM46 87V86H45ZM44 87V88H45ZM57 87V86H56ZM64 87V86H63ZM71 87V86H70ZM84 87V86H83ZM88 87V86H87ZM94 87V85L92 86ZM151 87V86H150ZM175 89L178 88L176 87V85L174 86ZM181 87V86H180ZM184 87V85H183ZM181 87V88H183ZM190 87V86H189ZM193 87V85H192ZM53 88V87H52ZM77 88V87H76ZM81 88V87H80ZM167 88V87H166ZM247 88V87H246ZM33 89V88H32ZM62 89V88H61ZM65 90V88H63ZM62 89V90H63ZM87 89V88H86ZM169 89V88H168ZM252 89V88H251ZM30 90V89H29ZM55 90V89H53ZM109 90V89H108ZM151 90V89H150ZM178 90V89H177ZM182 90V89H181ZM179 90V91H181ZM189 90L191 91L192 88H189ZM32 90L28 91L26 93V97L29 101L30 104H35L36 102L34 101V93L31 92ZM67 91V90H65ZM244 91V90H243ZM252 91V90H251ZM50 92V91H49ZM56 92V90H55ZM58 92V91H57ZM62 92V91H61ZM61 92L59 94H61ZM177 92V91H176ZM188 92V91H187ZM186 91L183 92V94H186L187 93ZM36 93V92H35ZM64 93V92H63ZM163 93H165L166 97H168L170 99V102L171 104H169V107L172 106V103H174L175 101L178 102L177 100H174L176 98H174V94H173V90H168V91H164ZM163 93L162 96L160 98L163 97ZM175 93V92H174ZM190 93V92H189ZM192 93V92H191ZM58 94V93H57ZM69 94V93H68ZM80 95V93H78ZM159 94V93H158ZM157 94V95H158ZM179 94V93H178ZM188 94V93H187ZM195 93H193L192 95L194 96ZM47 95V94H46ZM45 94H42V97L44 98L46 96ZM56 95V93H55ZM78 95V96H79ZM117 95V94H116ZM148 95V94H147ZM176 95V94H175ZM181 95V93H180ZM188 95H191V94H188ZM36 94V98H38ZM48 96V95H47ZM60 96V95H58ZM62 96H65L62 94ZM82 96V95H81ZM80 96V97H81ZM90 97L93 96V95H89ZM124 96V95H123ZM142 96V95H141ZM164 96V97H165ZM217 96V95H216ZM213 95V97H216ZM221 96V95H220ZM41 97V95L39 96V98ZM41 97V98H42ZM99 97V96H98ZM145 97V96H144ZM159 97V96H158ZM176 97V96H175ZM178 97V96H177ZM184 95L181 96V98L183 99ZM186 97V96H185ZM196 97V95H195ZM212 97V98H213ZM35 98V99H36ZM40 98V99H41ZM41 99V100H44V99ZM46 98V97H45ZM48 98V97H47ZM62 98V97H61ZM60 98V99H61ZM84 98V96H83ZM92 98V97H91ZM96 98V97H94ZM157 98V97H155ZM188 98V96H187ZM198 98V97H197ZM204 98V97H203ZM220 98V97H219ZM246 98V97H245ZM21 99V98H20ZM50 99V98H49ZM137 99V98H135ZM140 99V98H138ZM173 99V100H172ZM180 99V98H178ZM181 99V100H182ZM199 99V98H198ZM215 98H213L214 100ZM216 99H218L216 97ZM236 99V98H235ZM40 100V102H41ZM55 100V99H54ZM57 100V99H56ZM69 100V99H67ZM82 100V99H81ZM80 100V101H81ZM91 100V99H90ZM99 100V99H98ZM97 100V101H98ZM180 100V102H181ZM188 100V99H187ZM186 100V101H187ZM243 100V99H242ZM39 101V100H38ZM46 100H44L45 102ZM80 101H77V102H80ZM100 101V100H99ZM173 101V102H172ZM182 101L185 102V99H183ZM225 101V100H224ZM53 102V101H52ZM58 102V101H57ZM61 102H63V100H61ZM73 102V100L71 101ZM70 101L69 102H66L65 100V103L62 104L60 103V110L63 109L65 107V110L68 109V107L70 108L71 103ZM75 102V103H77ZM82 102V101H81ZM86 102V101H85ZM95 102V101H94ZM109 102V101H108ZM134 102V100L132 101ZM136 102V101H135ZM139 102V101H138ZM151 103V101H148ZM175 102V103H176ZM223 102V100H222ZM226 102L228 103V100H226ZM226 102H223L224 103V106L227 105ZM231 103V101H229ZM233 102H236L234 101L233 99ZM43 104V102H41ZM47 103V102H45ZM55 103V102H54ZM83 103V102H82ZM91 103V101H90ZM154 103V100L153 102ZM226 103V104H225ZM242 103V102H241ZM38 104V102H37ZM52 104L51 103V107L48 105V104H45L48 105L47 108H45L44 106V111L46 109H53L54 105L53 104V107H52ZM72 104V103H71ZM80 104V103H79ZM84 104V103H83ZM94 104V103H93ZM92 104V105H93ZM104 106H105V103L103 102ZM102 104V105H103ZM131 104V103H130ZM136 104V103H134ZM155 104V103H154ZM179 104V103H177ZM70 105V106H69ZM75 105V104H74ZM86 105V104H85ZM84 105V107H85ZM109 105V104H107ZM149 105V104H148ZM168 105V104H167ZM171 105V106H170ZM230 104L228 103V106ZM241 105V104H240ZM239 105V106H240ZM27 108L29 106L25 105ZM31 106V105H30ZM38 106H40V104H38ZM56 106H59V105H55ZM76 106H78L76 104ZM81 106V105H79ZM112 106V105H111ZM127 106V104H126ZM150 106V105H149ZM235 106V105H234ZM234 106H231V109L234 107ZM62 107V108H61ZM74 106L72 105V110L74 111V114L76 115V112L73 108ZM99 107V106H98ZM132 107V106H131ZM227 107V106H225ZM242 107V106H241ZM23 108V107H22ZM20 108V109H22ZM36 108V107H35ZM40 108V107H39ZM38 108V109H39ZM70 108V109H71ZM100 108V107H99ZM123 108V107H122ZM128 108V107H127ZM229 111H231L230 107H228ZM239 108V107H238ZM237 108V110H238ZM243 108V107H242ZM240 109L239 110L241 111V113H245L243 112V109ZM19 109V110H20ZM24 109V108H23ZM22 109V110H23ZM31 109V108H30ZM37 109V110H38ZM43 109V108H41ZM84 109V108H83ZM97 109V108H96ZM117 109H120V108H117ZM146 109V108H145ZM246 109V108H245ZM244 109V111H245ZM14 110V109H13ZM28 110V109H27ZM34 110V109H33ZM64 110V109H63ZM77 110V109H76ZM81 110V109H79ZM144 108L142 109V112H140L141 110H139V113L137 114H132L130 116H133V117H137L139 116V118L141 116H143L145 113H144ZM152 109H150L151 111ZM154 110V109H153ZM209 110V108H208ZM228 110H226L227 112H229ZM236 110V111H237ZM21 111V110H20ZM36 111V109L34 111H31L34 112ZM43 111V112H44ZM55 111H57L55 109ZM62 111V110H61ZM72 111V113H73ZM119 110L116 111V114H120L117 113ZM147 111V110H145ZM149 111V110H148ZM169 111V110H168ZM210 111V110H209ZM215 111V110H214ZM225 111V112H226ZM233 111V110H232ZM231 111V112H232ZM239 111V112H240ZM15 112V111H13ZM17 112V111H16ZM22 112V111H21ZM21 112H18V114H22ZM24 112V111H23ZM28 112L27 111L25 114H27L26 116H28ZM38 112V111H37ZM41 112V111H40ZM39 112V114H40ZM47 112V110L45 111ZM50 112V110H49ZM48 112V113H49ZM58 112H60L58 110ZM57 112V114H58ZM78 112V110H77ZM207 113H210L208 111H206ZM205 112V113H206ZM224 113V111H222ZM227 112L225 113L227 117H229V115H231V113L228 115ZM234 112H235V108H234ZM36 113V112H35ZM56 114V112L54 113L53 112H50V114ZM122 113V112H121ZM175 113V112H174ZM220 113V111L218 112ZM24 114V113H23ZM32 114V113H30ZM38 114V113H36ZM38 114V116H39ZM42 114V113H41ZM46 114V113H45ZM61 114V113H59ZM216 114V113H215ZM225 114L224 117H225ZM233 114V113H232ZM239 114V113H238ZM180 115V114H179ZM206 115V114H205ZM209 115V114H208ZM213 115V114H212ZM217 115V114H216ZM221 115V113H220ZM235 115V113H234ZM237 115V114H236ZM246 115V114H245ZM36 116V115H34ZM42 116V115H41ZM48 116V114H47ZM77 116V115H76ZM198 116V115H196ZM237 116H242V115H237ZM73 117H75L73 115ZM78 117V116H77ZM118 117V115H117ZM145 117V115H144ZM204 117V115H203ZM211 117V116H209ZM222 117V116H221ZM220 116L216 119L219 120V123H218V120L215 122H217L219 125L215 127V129L218 127V129L221 128V125L220 123L222 124L225 120V123H226V119L227 118H223L222 117V121L220 120L221 118ZM244 118V116H242ZM44 118V117H43ZM126 118V117H125ZM131 118V117H130ZM236 120H237V117H234ZM241 118V117H240ZM239 118V119H240ZM241 119L243 120V122H245L244 119ZM75 119V118H74ZM137 119V118H136ZM197 119V118H195ZM200 119V118H199ZM198 119V122L200 121ZM211 119V118H210ZM230 120V118H228ZM231 119H233V116L231 117ZM238 119V121L234 122V121H231L230 123L232 124H235L237 122H240ZM40 120V118H39ZM69 120V119H68ZM111 120V119H110ZM194 120V118H193ZM213 120V119H212ZM211 120V121H212ZM50 121V120H49ZM166 121V120H164ZM190 121V120H189ZM196 121V120H195ZM59 122V120H58ZM75 122V121H74ZM74 122H73V125H74ZM77 122V121H76ZM80 122V121H79ZM197 122V121H196ZM203 122V121H201ZM201 122H199V124L201 125ZM207 124L209 123L208 120L206 121ZM204 121V123H206ZM215 122H210L211 123V127L213 129L214 127V124ZM229 122V121H227ZM45 123V122H43ZM53 123V122H52ZM85 123V122H83ZM82 123V124H83ZM210 123H209V126L207 127L206 124L205 126L208 128H205V130L207 129L210 133ZM225 123L223 125H225ZM229 123V124H230ZM49 124V123H48ZM80 124V123H79ZM243 124V123H241ZM245 124V123H244ZM43 125V124H42ZM45 125V124H44ZM43 125V126H44ZM52 125V124H51ZM68 125V124H67ZM124 125V124H123ZM134 125V124H133ZM137 125V124H136ZM163 125V124H162ZM204 125V124H203ZM216 125V123H215ZM222 125V127H224ZM41 126V125H40ZM42 126V127H43ZM84 126V125H83ZM45 127V126H44ZM75 127V126H74ZM81 127V126H80ZM124 127V126H123ZM220 127V128H219ZM229 128V125L226 126ZM239 127V126H238ZM40 128V127H39ZM38 128V129H39ZM166 128V127H165ZM181 128V127H180ZM228 128L226 130V135H227V131H228ZM236 128V127H234ZM240 128H241V125H240ZM217 129V130H218ZM226 129V128H224ZM233 129V128H232ZM230 129L229 132H232L234 131L235 129ZM238 129V128H237ZM120 130V129H119ZM122 130V128H121ZM125 130V129H124ZM206 130V131H207ZM214 130V129H213ZM222 130V129H221ZM232 130V131H231ZM118 131V130H117ZM170 131V130H169ZM168 131V132H169ZM200 131V130H199ZM225 131V130H224ZM36 132V131H35ZM55 132V131H54ZM90 132V131H89ZM125 132V131H124ZM167 132V131H165ZM163 132V133H165ZM187 132V131H186ZM202 132V131H201ZM228 132V133H229ZM44 133V132H42ZM41 133V134H42ZM118 133V132H116ZM120 133V132H119ZM161 133V132H159ZM176 133V132H175ZM180 133V132H179ZM203 133V132H202ZM208 133V135H209ZM214 133V132H213ZM219 133V131H218ZM223 133V132H222ZM221 133V135H222ZM82 134V133H81ZM86 134V133H85ZM98 134V133H97ZM105 134V132H104ZM122 134V133H121ZM200 134V132L198 133ZM207 134V132H206ZM206 134H204L206 136ZM44 135V134H43ZM88 135V134H87ZM112 135V134H111ZM116 135V134H115ZM139 135V134H138ZM141 135V134H140ZM160 135V134H159ZM162 135V134H161ZM164 135V134H163ZM172 135V134H171ZM170 135V137H164V139H160V140H155V139H151L149 141H145V139H140L139 136H138V140L134 141L132 144L134 147L132 148H129V146L131 145H125L124 141H122V146L123 147V144L125 146V149H123L121 152L120 150V154L117 155V156H120V155H124V154H128V155H135L136 153H139L138 151H141L142 148H146V149H151V150H157V152H161V153H165V151L167 149H170L171 150V147L173 146V141L172 139L174 137H178L177 135H174V137H172ZM201 135V134H200ZM225 135V134H224ZM223 135V136H224ZM225 135V136H226ZM13 136V135H12ZM81 136V135H80ZM109 136V135H108ZM107 136V137H108ZM165 136V135H164ZM180 136V135H179ZM210 136V139H211V135ZM229 136V135H228ZM9 137V136H8ZM84 137V136H83ZM83 137L81 136L82 139L80 140H83ZM90 137H92L90 135ZM98 137H104L103 136H98ZM116 137V136H115ZM119 137V136H118ZM122 137V136H121ZM125 137V136H124ZM154 137V136H153ZM181 137V136H180ZM201 137V136H200ZM7 138V137H6ZM12 138V137H11ZM30 138V137H29ZM54 138V137H53ZM76 138V137H75ZM74 138V139H75ZM88 139V137H86ZM93 138V137H92ZM126 138V137H125ZM144 138V137H143ZM219 138V137H218ZM10 139V138H9ZM9 139L7 138L6 140H8V143H9ZM23 139V138H22ZM52 139V137H51ZM98 139V138H97ZM101 139H104V138H101ZM101 139H99L101 141ZM197 139V137H196ZM216 139V138H215ZM28 140V139H27ZM75 140H78V139H75ZM90 140V139H89ZM93 142L97 141L95 139H91ZM91 140L89 141V143H91ZM112 140V139H111ZM209 140V139H208ZM45 141H49V140H45ZM104 140H102L103 142ZM172 141V142H171ZM217 141V140H216ZM11 142V141H10ZM22 142V141H21ZM28 142V141H27ZM69 141H67L66 143L68 144ZM86 142V141H84ZM101 142V144H102ZM106 142V141H104ZM114 142V141H113ZM176 143H179L178 141H175ZM201 142V141H200ZM203 142V141H202ZM205 142V141H204ZM2 143V142H0ZM5 145H6V141L4 142ZM54 144V142H51ZM56 143V142H55ZM72 143H73V140H72ZM77 143V142H75ZM87 143V142H86ZM115 143V146L116 144H118L117 146H120L119 143ZM129 143V142H128ZM3 144V143H2ZM2 149L0 147V264H49V263H52L53 261H55L56 259L59 260V259H68L71 257V255H73L75 252H78V251H81L82 253L83 252H87V251H90L92 246L89 247L91 243V240L93 239H90V238H87V236L85 235H88L85 234L84 232V229L83 227L85 226V222H84V226L81 225L82 223V219L81 216L84 215L86 212H84V214H82V210L83 207H80L78 205V203H75L77 200L76 197H74L73 195H71V192H68L69 190V187L66 188L65 185H64V188H61L63 183H69V178H74L72 175L69 176V178L67 179L68 182H66V179L65 181L62 179V185H60L61 187H59V183L61 180H58L57 182V179L54 178V175L56 172L59 171V169L61 167H66L67 164H69V160L71 158H74V159H79L81 158L83 155H85L86 153L88 154L87 150L89 148H91L92 145H95V144H100V142L98 143V141L96 143H91L90 145H87L84 143V145H81L78 146L77 148V145L79 143H77L76 145V148H68V146H64L62 148H58L57 146L59 145H56L57 147V150H55L56 147L53 148V151L52 153L50 152V149L47 150L49 151V155H43V157H45L47 159V162H43L44 164L40 165L38 164L37 166H33V164L31 165L32 167L30 168H25L23 170H25L24 172L23 171H19V172H22V177L23 179L20 177V174L19 173V177L21 178L20 181H22L21 184V188L23 185H27V183H31V181H36L39 182V184L34 185V188L27 186L26 189L22 190L23 192H19V194L17 193V190H16V187L14 190H16L15 192L17 194L13 195L11 198H9L8 196L11 195L9 194V191H11L12 188H14L13 186H15L14 184V181H10L8 179H6L5 177L3 178L1 175L2 174V170L3 167H7L6 165L8 164L7 162L9 160H11L12 158L10 157V155L7 154V152H5L3 150V147L6 148L7 145H2ZM63 144V143H62ZM62 144L60 146H62ZM66 144V145H67ZM74 144V143H73ZM109 144V142H108ZM201 144V143H200ZM70 145V144H69ZM72 145V144H71ZM103 145V144H102ZM101 145V146H102ZM110 145V144H109ZM108 145V146H109ZM48 146H50L51 148V145L49 144ZM75 146V145H74ZM107 146V145H106ZM114 145L112 144V147ZM114 146V147H115ZM117 146H116V150H117ZM137 146V147H136ZM182 146V145H181ZM95 147V146H92V148ZM100 147V146H99ZM103 147V146H102ZM114 147L111 149V152L114 154L115 153V150ZM74 149L72 150L71 152H68L67 150L68 149ZM91 150L95 151L96 149H92ZM97 148V147H96ZM179 148V147H178ZM99 150V148H97ZM103 149V148H101ZM119 149V148H118ZM166 149V150H165ZM182 149V148H181ZM207 149V148H206ZM3 150V151H2ZM104 150V149H103ZM106 150V148H105ZM109 150V149H108ZM173 150V149H172ZM171 150V151H172ZM175 150V149H174ZM173 150V151H174ZM57 151H61V152H66L69 153L67 154L66 157L63 158V153L60 152L61 155H63L61 157L60 155V158L62 159H57L55 157L58 156V152ZM89 151V150H88ZM148 151V150H147ZM6 154H5V153ZM10 152H12L10 150ZM91 152V151H90ZM89 152V153H90ZM97 152V151H95ZM107 152L108 151H104V153L107 155ZM110 152V153H111ZM118 152V150L116 151V153ZM146 152V151H145ZM152 152V151H151ZM156 151L154 152L155 154L157 153ZM167 152V151H166ZM9 153V152H8ZM93 153V152H92ZM109 153V152H108ZM108 154L107 156L111 157V159H115V158H112V155L113 154ZM144 153V152H143ZM147 153V152H146ZM150 153V152H149ZM173 153V152H172ZM48 154V152H47ZM57 154V156H55ZM65 154V153H64ZM98 154V153H97ZM158 154V153H157ZM175 154V152H174ZM89 155V154H88ZM86 155V157L88 156ZM104 155V154H102ZM140 155V154H139ZM144 155V154H143ZM72 156V157H71ZM138 156V155H137ZM160 156V155H158ZM40 157V156H39ZM69 157H71L69 159ZM85 157V156H84ZM93 157V156H92ZM115 157V154L114 156ZM141 157V156H140ZM182 157V156H181ZM11 158V159H10ZM44 158V159H45ZM83 158V157H82ZM94 158V157H93ZM97 158V157H95ZM94 158V159H95ZM99 154H98V158L99 159ZM104 158V157H103ZM108 158V157H107ZM131 158V157H129ZM156 158V156L154 157ZM183 158V157H182ZM42 159V157H41ZM40 159V160H41ZM56 159V160H55ZM101 159V158H100ZM100 159L98 161H100ZM120 159V157L118 158ZM116 158V160H118ZM122 159V158H121ZM43 160V159H42ZM72 160V159H71ZM70 160V161H71ZM80 160V159H79ZM82 160V159H81ZM80 160V161H81ZM87 160V159H86ZM105 160H107L106 162H108V159H104L101 161H104L105 163ZM110 160V159H109ZM115 161H112V162H116ZM44 161V160H43ZM46 161V160H45ZM75 161V160H74ZM72 160V164L74 162ZM83 161V160H82ZM81 161V162H82ZM85 161V160H84ZM83 161V162H84ZM94 161V160H93ZM111 161V160H110ZM109 163H106L107 165H105L106 167L105 168H109L110 166V162ZM121 161V160H120ZM136 161V160H135ZM182 161V160H181ZM42 162V161H41ZM78 162V160H77ZM92 162V160L90 161V163ZM96 162V161H95ZM94 162V163H95ZM146 162V161H145ZM40 163V162H39ZM71 163L68 165L70 166ZM76 163V161H75ZM89 163V164H90ZM93 163V162H92ZM103 163V162H102ZM118 163H120L118 161ZM179 163V162H178ZM181 163V162H180ZM26 164V163H25ZM82 164V163H80ZM112 164V163H111ZM182 164V163H181ZM10 165H13V164H10ZM85 165V164H83ZM82 165V166H83ZM99 165V164H98ZM119 166V164H117ZM14 166V165H13ZM109 166V167H108ZM181 166V165H180ZM215 166V165H214ZM5 167L3 170H5ZM12 167V166H10ZM16 167V166H14ZM22 167V166H20ZM72 167V165H71ZM93 167V166H92ZM95 167V165H94ZM99 167V166H98ZM103 167V165H102ZM112 167H116L118 168L117 166H112ZM178 166H176L175 168H177ZM97 168V167H96ZM100 168V167H99ZM103 168V169H105ZM121 168V167H119ZM183 168V167H182ZM181 168V169H182ZM185 168V166H184ZM218 168V167H217ZM66 169H69V168H66ZM82 169V168H81ZM81 169H79L81 171ZM94 169V168H93ZM102 169V168H101ZM100 169V170H101ZM105 169V171L107 170ZM111 169V168H109ZM114 169V168H112ZM124 169V168H123ZM122 169V170H123ZM178 170L180 168H177ZM219 169V168H218ZM7 170V169H6ZM14 170V169H12ZM125 170V169H124ZM177 170V171H178ZM221 170V169H220ZM83 171V170H82ZM95 171V170H94ZM102 172L104 173H108L107 171L105 172L104 170H101ZM110 172V170H108ZM117 171V170H116ZM131 171V170H129ZM176 171V169H175ZM181 171V170H179ZM178 171V174H180V172ZM6 172V171H5ZM9 172V171H8ZM7 172V174H8ZM11 172V171H10ZM113 172V170L110 172V174ZM115 172V171H114ZM118 172V171H117ZM116 172V174H117ZM123 172V171H122ZM77 173V172H76ZM101 173V172H100ZM7 174L4 173V175H6L7 177ZM11 175V173H9ZM79 174V173H78ZM108 174L107 176L109 177ZM119 174H122L121 173V169L119 171ZM183 174V172H182ZM3 175V176H4ZM91 175V174H90ZM112 175V174H111ZM115 175V174H114ZM113 175V177H115ZM118 175V174H117ZM124 175V173L122 174ZM121 175V176H122ZM132 175V174H131ZM130 175V176H131ZM12 176V175H11ZM11 176H9L11 178ZM15 176V175H14ZM76 177V175H74ZM80 176V175H79ZM77 176L76 178V181L77 179H79L80 177ZM86 176V175H85ZM94 176V175H93ZM91 177L94 179V177ZM96 176V174H95ZM184 176V175H183ZM208 176V175H207ZM8 177V178H9ZM89 177V176H88ZM111 177V176H110ZM125 177V176H124ZM132 177V176H131ZM14 178V177H12ZM19 178V179H20ZM86 178V177H85ZM96 178V177H95ZM103 178V177H102ZM118 177H116L115 179H117ZM121 178V177H119ZM126 178V177H125ZM182 178V176H181ZM16 179V178H15ZM56 179V180H55ZM60 179V178H59ZM81 179V178H80ZM89 179V178H88ZM114 179V180H115ZM122 179V178H121ZM124 179V178H123ZM14 180V179H13ZM18 180V179H17ZM71 180H74V179H70V182ZM92 180V179H91ZM109 180H112L110 181V183L108 182ZM226 180V179H225ZM64 181V182H63ZM84 181V180H82ZM95 181V180H94ZM94 181H91V182H94ZM100 181V180H99ZM104 181V180H102ZM74 181H72V184H73ZM106 184H108L107 186H110V189L109 190H112L115 189L113 187H115V183L113 181V179H106ZM122 182V181H121ZM84 183V182H83ZM102 183V182H101ZM114 183V184H113ZM118 185L120 186V182L118 181ZM132 183V182H131ZM135 183V182H134ZM185 183V182H184ZM18 181H17V185H18ZM20 184L18 186H20ZM58 184V185H57ZM70 184V183H69ZM80 184L77 183V190H78V185ZM82 184V182H81ZM91 184V183H90ZM89 184V185H90ZM136 184V183H135ZM139 184V183H138ZM236 184V183H235ZM16 185V186H17ZM25 185V186H26ZM84 185V184H83ZM88 185V184H87ZM95 185V184H94ZM99 185V184H97ZM116 185V186H118ZM133 185V184H132ZM157 185V184H156ZM178 185V184H177ZM219 185V184H218ZM224 185V186H223ZM24 186V188H25ZM73 188L74 185H71ZM85 186V185H84ZM102 186V185H101ZM103 186H106V185H103ZM106 186V187H107ZM170 187V186H169ZM20 187H18L17 189H21ZM76 188V186H75ZM103 188V187H102ZM109 188V187H108ZM113 188V189H111ZM117 188V187H116ZM223 188V189H222ZM233 188H235L233 186ZM232 186H229L226 184V183H222L220 184V186H215L211 191L213 192V195L215 197H217L220 201H222V203H225V202H228L230 199L229 196H233L236 195L235 193L237 192H230V190L232 191ZM23 189V188H22ZM74 189V188H73ZM72 189V191H73ZM80 189V188H79ZM225 189V192L223 193L222 190L224 191ZM99 190V189H98ZM118 190V189H117ZM125 190V189H124ZM164 190V189H163ZM228 190V191H227ZM75 191V190H74ZM93 191V190H92ZM104 191H106V189L104 190L103 189V193ZM108 191V190H107ZM186 191V190H185ZM201 191V190H200ZM76 192V191H75ZM109 192V191H108ZM108 192H105V193H108ZM118 192V191H117ZM116 192V196L118 195V193ZM122 192V191H121ZM179 192V191H177ZM229 192H230V195H229ZM83 193V192H82ZM87 193V192H86ZM89 193L92 195L93 193H91L89 191ZM152 193V192H151ZM175 193V192H173ZM206 193V192H205ZM209 193V192H207ZM206 193V194H207ZM88 194V193H87ZM89 194V195H90ZM110 194V193H108ZM127 194V192H126ZM153 194V193H152ZM156 194V193H155ZM154 194V195H155ZM179 193L177 194H168V195H165V196H169L168 197V201L164 202L165 200V197H164V200L163 198L160 196V193L158 196L161 197V200H163V202H159L158 199H155L154 200V203L156 204H161V206H164V210H165V215L159 219V222H155V223H160L161 221L160 220H166L167 217H168V209L172 208V207H177L178 205L184 203V202H181L182 198L180 199V194L178 195ZM238 194V193H237ZM75 195V194H74ZM77 195V194H76ZM86 195V194H85ZM90 195V196H91ZM94 195V194H93ZM124 195V194H123ZM162 195V193H161ZM212 195V196H213ZM239 195V194H238ZM87 196V195H86ZM115 196V193L114 194H110L108 197L106 195V197L108 198V202L106 204V206H103L104 209H105V212H102L101 209L99 210L98 212V215L96 214V219H94L93 221V230L96 234V236L99 235V238L101 237L102 240L101 241H104V238L106 237L107 233L104 234L105 232H108L109 229H110V223L111 221H109V219H111L112 217L114 218V216L117 218V216H119V213L122 214V211L120 209H122L121 207H119L120 203L123 202L121 201V199L119 198L118 200L119 201V204H118V200H117V197ZM180 196V197H179ZM208 196V195H207ZM213 196V197H214ZM93 197V196H92ZM183 197V196H182ZM229 197V198H228ZM234 197V196H233ZM232 197V199H234ZM127 198V197H126ZM129 198V197H128ZM158 198V197H156ZM198 198V196H197ZM238 200L241 198H238L237 195L236 197ZM138 199V198H136ZM151 199V198H150ZM184 199H185V196H184ZM216 199V198H215ZM91 200V199H90ZM130 200V199H128ZM149 200V199H148ZM241 200V199H240ZM244 200V199H243ZM242 200V201H243ZM93 201V200H92ZM192 201V200H191ZM198 201V200H197ZM237 201V200H236ZM148 202V201H147ZM150 202V201H149ZM153 202V201H152ZM231 202V201H230ZM246 202V201H245ZM90 203V202H89ZM186 203V202H185ZM211 203V202H210ZM215 202H213V204H210L209 206L207 205L206 207H208L207 209L209 210H206V213L207 211L208 212V215L211 217L212 214H214L215 210H213V206H215L214 204ZM87 204V202H86ZM91 204V203H90ZM100 204V203H99ZM103 204V202H102ZM246 204L248 205V203L246 202ZM83 205V204H82ZM81 205V206H82ZM98 205V204H97ZM104 205V204H103ZM122 205V203H121ZM125 205V204H124ZM129 205V203H128ZM154 205V204H153ZM193 205V204H192ZM87 206V205H86ZM100 206V205H99ZM160 206V207H161ZM101 207V206H100ZM137 207V206H136ZM153 207V206H152ZM151 207V208H152ZM157 207V206H156ZM180 207V206H179ZM185 207V206H184ZM188 207V206H187ZM253 207V206H252ZM85 208V207H84ZM154 208V207H153ZM162 208V209H163ZM212 208V209H211ZM234 208V207H233ZM254 208V207H253ZM103 209V210H104ZM124 209V208H123ZM132 209V208H131ZM134 209V208H133ZM136 209V208H135ZM149 209V208H148ZM198 209V208H197ZM211 209V210H210ZM127 210V209H126ZM152 210V209H151ZM189 210V209H188ZM187 210V211H188ZM84 211V209H83ZM90 211V210H89ZM138 211V209H137ZM156 211V210H155ZM162 211V210H161ZM186 211V210H185ZM96 212V211H95ZM174 212V211H173ZM182 212V211H181ZM198 212V211H197ZM124 213V212H123ZM129 213V212H128ZM162 213V212H161ZM191 213V212H190ZM156 214V213H155ZM193 214V213H192ZM92 215V213H91ZM95 215V214H94ZM191 215V214H189ZM254 215H257V214H254ZM93 216V215H92ZM122 216V215H121ZM125 216V215H124ZM122 216V218L124 217ZM143 216V215H142ZM226 216V215H225ZM240 216V215H239ZM37 217L39 219V222H38V225L37 228H38V232H39V236L41 238V243L37 246L35 241H33L35 243V245L37 247L34 246V244L27 246L29 251L31 253L34 252V257H28L26 258L27 255H23V254H18L17 257H15L14 255L17 254L15 251L14 255L13 253H9L10 252V249L8 250V246L9 245H13L14 243L13 242H16V241H19V239L17 238V236L15 235H11L10 233H8L7 231V227H11L12 226L14 228H18V226L20 228H22L21 230V239H20V242H21V247L23 248V246H26V244L24 245L23 244V237H24V241L27 240L29 241V239H31L32 237L34 238L35 234L32 235L34 232H32V229L28 226L25 230H24V226L23 224L25 222H29L30 224H32L33 220L35 222V218ZM126 217V216H125ZM124 217V219L126 220V218ZM129 217V216H128ZM188 217V216H187ZM200 217V216H199ZM256 217V216H255ZM120 218V217H119ZM151 220V222L147 221V220ZM184 219V218H183ZM186 219V218H185ZM224 218H216V217H211L210 221L208 224H206L203 228V232L200 233V237H199V240L197 239H194L195 236H192L188 233L185 232V230L183 228H164L163 226L162 227H159L155 224H152V222L154 221V218H152V216H148L146 217V215H144L143 217L141 216H138L137 217V222H140L142 223L141 227L139 229H133L138 235H135V232H133V234L136 236H138V239L142 241V245L139 244V240H137V238L134 237V235L132 236V232H127V231H123V228L121 225H118V228H122L121 230L119 231H123L124 234L123 236L122 235H119V236H116L115 235V238L111 240V242L109 244L106 243V240L104 241L105 242V246L101 245V241H100V245L98 244V246L94 247L96 250H101V249H106V246L109 248L107 251H108V254L113 256L116 261H119V262H123L124 260L125 261H128L132 264H230V260H229V257L228 255H230L229 253H232V252H239L240 254H242L244 257H247V254L250 253L248 252L246 254V250L249 249L250 247L248 246L247 248V244H246V238L244 236H241V237H237L236 234H229V238L226 239V241L224 242L223 240V244H220V242L217 241V236H219V233H226V226H222L220 223L221 221L223 220ZM122 221L121 218L118 219V221ZM153 220V221H152ZM187 220V219H186ZM200 220V219H199ZM81 221V222H80ZM84 221V220H83ZM168 221V220H167ZM225 220H223L224 222ZM116 222V221H115ZM124 221H122L123 223ZM185 222V221H184ZM183 222V224H185ZM136 223V222H135ZM182 223V222H181ZM191 223V222H190ZM127 224V223H125ZM124 224V225H125ZM137 224V223H136ZM161 224V223H160ZM162 224H165V223H162ZM161 224V225H162ZM197 224V223H196ZM201 224V223H199ZM198 224V225H199ZM190 225V224H188ZM187 225V226H188ZM192 225V224H191ZM83 226V227H82ZM87 226V225H86ZM110 226V227H109ZM181 226V225H180ZM195 227V225H193ZM191 226V227H193ZM219 229H217V227ZM251 226V225H250ZM24 227V228H23ZM202 227V226H201ZM87 228V227H86ZM85 228V229H86ZM89 228H87L86 230H88ZM132 229V228H131ZM229 229V227H228ZM18 230V229H17ZM17 230L15 232H17ZM20 230V229H19ZM18 230V231H19ZM91 230V229H89ZM88 230V232H89ZM125 230V228H124ZM128 230V229H127ZM9 231H11L9 229ZM35 231V229H34ZM198 231V230H197ZM238 231V230H237ZM14 232V231H13ZM23 232H24V236H23ZM84 232V233H83ZM117 233H120L118 231H116ZM115 232V233H116ZM230 232V231H229ZM199 233V231H198ZM238 233V232H237ZM17 234V233H16ZM20 234V235H21ZM122 234V233H121ZM191 234H194V233H191ZM210 234V235H208ZM228 234V233H227ZM18 235H19V232H18ZM19 235V236H20ZM89 235H90V232H89ZM113 235V234H112ZM197 235V234H196ZM243 235V234H241ZM246 235V234H245ZM198 236V235H197ZM239 236V234H238ZM38 237V236H37ZM89 237V236H88ZM112 237V236H111ZM117 237V238H116ZM119 237V238H118ZM194 237V238H193ZM221 237V236H220ZM29 238V239H28ZM98 238V237H97ZM98 238V239H99ZM197 238V237H196ZM226 238V237H225ZM111 239V238H109ZM220 239V238H219ZM90 242H88V241ZM87 241V243H86ZM99 241V240H98ZM40 242V241H39ZM13 243V244H11ZM17 243V242H16ZM27 243V242H26ZM29 243V242H28ZM32 243V242H30ZM89 243V245H88ZM96 243H97V240H96ZM95 243V244H96ZM99 243V242H98ZM141 243V242H140ZM107 244V245H106ZM260 244V243H259ZM28 245V244H27ZM263 245V244H262ZM13 247V246H12ZM10 247V248H12ZM19 247V246H18ZM26 247V249H27ZM14 248V247H13ZM21 248V249H22ZM262 248V247H261ZM27 249V251H28ZM13 250V249H11ZM24 251H26L25 249H23ZM26 251V252H27ZM94 251V250H93ZM103 251V250H102ZM249 251V250H247ZM13 252V251H12ZM20 253V252H19ZM24 253V252H23ZM28 253V252H27ZM26 253V254H27ZM78 254V253H76ZM107 254V253H106ZM262 254V253H261ZM30 255V254H29ZM75 255V254H74ZM74 255H73V258H74ZM81 255V254H80ZM88 255V254H87ZM92 255V253H91ZM255 256V254H253ZM263 255V254H262ZM85 256H83L84 258ZM106 257V256H105ZM252 257V256H251ZM254 258V257H253ZM258 259V257H256ZM84 259H87L84 258ZM248 259V258H247ZM71 260V259H70ZM256 260V259H255ZM61 261V260H60ZM73 261V260H72ZM71 261V263H72ZM82 261V260H81ZM80 261V262H81ZM111 261V260H110ZM109 261V262H110ZM250 261V260H249ZM252 261V260H251ZM64 262V260H63ZM118 262V263H119ZM82 263V262H81ZM250 263V262H249ZM255 263V262H254ZM76 264V263H75ZM109 264V263H108ZM114 264V263H113ZM256 264V263H255ZM259 264V263H258Z\"/></svg>",
    "mask_w": 264,
    "mask_h": 264
}]
</instances>
